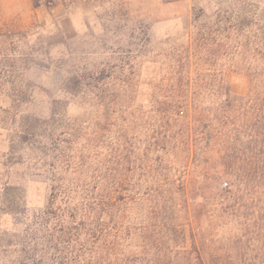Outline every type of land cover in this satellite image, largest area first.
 Wrapping results in <instances>:
<instances>
[{
  "label": "trees",
  "instance_id": "16d2710c",
  "mask_svg": "<svg viewBox=\"0 0 264 264\" xmlns=\"http://www.w3.org/2000/svg\"><path fill=\"white\" fill-rule=\"evenodd\" d=\"M248 17L208 27L192 7L166 49L147 39L66 77L48 117L21 110L30 90L5 93L1 164L27 169L46 198L30 208L0 182L4 264H264V26ZM24 35L0 31L3 59ZM72 100L83 117L66 115Z\"/></svg>",
  "mask_w": 264,
  "mask_h": 264
},
{
  "label": "rangeland",
  "instance_id": "374dc122",
  "mask_svg": "<svg viewBox=\"0 0 264 264\" xmlns=\"http://www.w3.org/2000/svg\"><path fill=\"white\" fill-rule=\"evenodd\" d=\"M192 7L208 27L232 19L238 10L253 14L248 17L253 28L264 26V0H0V31L27 33L16 43L13 60L0 54V68L14 66L18 75L12 82L10 74H0V110L10 105L5 93L28 89L31 94L21 110L48 117L52 100L62 97L66 77L74 73L88 77L119 57L134 55L137 45L147 39L155 51L166 49L168 38L184 30ZM229 80L235 92L244 90L243 76L230 75ZM65 112L68 117H83L85 105L69 101ZM6 133L0 127V182L20 185L28 207H41L44 184L31 179L21 165L1 164ZM12 223L9 215L1 219L2 228L15 227ZM3 259L0 254V264Z\"/></svg>",
  "mask_w": 264,
  "mask_h": 264
}]
</instances>
